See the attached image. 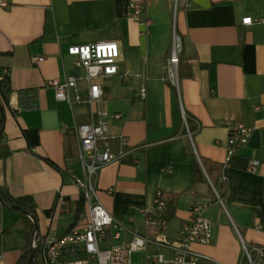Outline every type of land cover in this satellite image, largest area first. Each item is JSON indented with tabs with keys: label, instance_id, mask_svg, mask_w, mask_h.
<instances>
[{
	"label": "crops",
	"instance_id": "1",
	"mask_svg": "<svg viewBox=\"0 0 264 264\" xmlns=\"http://www.w3.org/2000/svg\"><path fill=\"white\" fill-rule=\"evenodd\" d=\"M6 2L0 8V69L14 93L8 97L12 112H4L2 145L9 155L0 159V188L14 198L30 197L37 218L50 221L48 232L56 233L62 213L74 214L69 225L86 219L71 180L83 177L75 128L96 120L98 109L119 113L121 119L108 121L107 134L116 138L109 147L119 150L117 138L124 136L125 149L134 151L95 175L103 207L143 233L139 209L161 190L175 235L188 207L203 200L214 236L211 245L193 250L217 264H247L242 242L264 246V24L242 20L264 18V0H153L147 27L127 17L128 0ZM174 34L183 47L177 86L166 75ZM110 41L119 43L118 74L99 80L101 101L72 107L58 101L48 82L84 75L68 48ZM239 126L251 130L250 139L225 162L230 131ZM194 157L203 173L197 180ZM250 160L259 162L255 174L246 171ZM1 219L0 264H16L27 244L25 229L11 213Z\"/></svg>",
	"mask_w": 264,
	"mask_h": 264
},
{
	"label": "built area",
	"instance_id": "2",
	"mask_svg": "<svg viewBox=\"0 0 264 264\" xmlns=\"http://www.w3.org/2000/svg\"><path fill=\"white\" fill-rule=\"evenodd\" d=\"M152 1L128 0L127 17L147 27L150 19L146 16V11ZM7 7L6 0H0V8ZM242 24H264V18L246 17L243 18ZM182 50V42L174 34L172 50L166 61L167 79L173 86L178 84ZM67 53L73 58V66L83 70L84 75L50 80L48 86L54 91L56 99L70 107L100 102L103 89L99 80L118 74L119 43L110 41L72 46L68 48ZM4 73L6 71H3ZM83 92H86L85 96L82 95ZM96 115V120L77 125L75 128L83 177H72L71 180L81 192L87 208L86 219L83 218L64 234L47 232L43 235L36 245L38 264H131L132 252H149L151 248H159L162 251L149 252L148 264H217L193 250L195 245L208 246L213 241L214 224L206 216L208 202L196 200L192 203L188 207V217L173 235L167 217V202L161 190L155 193L150 205L139 209L144 224L143 233L131 230L124 221L116 220L98 201L94 184L97 172L111 163L127 158L134 149H125L128 142L124 136L117 138L119 150H111L109 147V141L116 138L107 134L108 121L121 119V114H109L98 109ZM250 135L251 130L243 126L231 129L225 146V162L238 149L248 144ZM258 167V161L250 160L246 171L255 174ZM163 172L171 173L172 169L166 168ZM108 192L111 193L112 190ZM218 201L222 203L219 197ZM31 248H35L34 241L31 242ZM242 249L247 264H258L264 259V246H247L242 242ZM34 264H37L36 258Z\"/></svg>",
	"mask_w": 264,
	"mask_h": 264
},
{
	"label": "trees",
	"instance_id": "3",
	"mask_svg": "<svg viewBox=\"0 0 264 264\" xmlns=\"http://www.w3.org/2000/svg\"><path fill=\"white\" fill-rule=\"evenodd\" d=\"M0 77H2V79L0 80V159H4L6 156L9 155V151L6 150L5 147L2 145L3 144V134H4V123H5L4 112H5V109H9L12 112V108L9 106L8 97L10 95H12L14 92L12 91V89L10 87L8 73L6 72L3 74V70L0 69ZM25 107L29 109V108H32L33 105L30 103L29 105H26ZM43 160L45 162H47L50 166L55 167L54 164L52 162H50L49 160H47V159H43ZM201 161H202V164L205 166V164L207 162L203 159H201ZM194 175H195L196 180L203 176L200 165H199L198 161L195 159V157H194ZM209 177L215 186V177L211 176L210 174H209ZM164 198L166 200L165 195H164ZM0 199L2 200V203H3L2 207L8 208L9 206H16V207L24 210L28 214L32 215L36 220L38 219L35 204L33 203L32 199L30 197L14 198L10 194H8V192L6 190H3L0 188ZM220 199L222 200L223 205L226 206L225 201H223L224 198L220 197ZM166 202H167V200H166ZM82 203H83V198H81V200L76 203V205L78 206L79 209H81ZM77 211H78V209H77ZM44 214L46 217L50 216L49 211H45ZM20 217H21L23 227L25 229L26 243L27 244H26L25 248L23 249V252H22V254H21V256L18 259L16 264H28L30 252L32 250L31 238H32V232H33L34 224H33L32 220L29 217H27L26 215L21 213ZM76 219H77V216H76ZM73 225H74V222L69 225V228L72 227ZM39 235L40 234H39V228H38L37 231L35 232L34 240H33L34 245H35V248H33V251L35 252L34 260L36 258L37 252H38V248L36 245L39 243V241H38V238L40 237Z\"/></svg>",
	"mask_w": 264,
	"mask_h": 264
},
{
	"label": "rangeland",
	"instance_id": "4",
	"mask_svg": "<svg viewBox=\"0 0 264 264\" xmlns=\"http://www.w3.org/2000/svg\"><path fill=\"white\" fill-rule=\"evenodd\" d=\"M1 213L6 212V213H11L12 214V219H13V223L17 222V225H20L21 222V213L19 211H10L8 208H4L2 209V211H0ZM1 213H0V220L1 219ZM74 219V214L71 213H62L61 216L58 219V223H57V228H56V233L57 234H64L67 232L68 228H69V223L71 221H73ZM8 223V221L6 222ZM37 224H38V228H39V236H42L44 234H46V232H48V230L51 227V223L49 220H45L42 216L39 217V219L37 220ZM16 225V224H15ZM70 229V228H69ZM2 229H0L1 232ZM19 232L22 229V227H19ZM3 233H0V235H2ZM21 236V235H20ZM12 238L17 241L19 239L18 237V232L17 229H15V227H12ZM39 241V238H38ZM162 251V250H161ZM149 252L146 250H138L135 252H132L130 255V262L131 264H148V256H149ZM36 263H39V256L36 255Z\"/></svg>",
	"mask_w": 264,
	"mask_h": 264
},
{
	"label": "water",
	"instance_id": "5",
	"mask_svg": "<svg viewBox=\"0 0 264 264\" xmlns=\"http://www.w3.org/2000/svg\"><path fill=\"white\" fill-rule=\"evenodd\" d=\"M3 112V111H2ZM3 115V114H2ZM0 204L2 205V200L0 199ZM10 210H15V211H19L21 212L22 214L26 215L27 217H29L33 224H34V228H33V232H32V238H31V242L34 240V235H35V232L37 231L38 229V224H37V220L30 214H28L27 212H25L24 210L16 207V206H9L8 207ZM34 257H35V252L33 251V248L30 252V256H29V261H28V264H34Z\"/></svg>",
	"mask_w": 264,
	"mask_h": 264
}]
</instances>
